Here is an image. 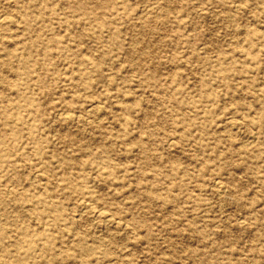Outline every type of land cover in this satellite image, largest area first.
I'll use <instances>...</instances> for the list:
<instances>
[{
	"label": "rangeland",
	"instance_id": "rangeland-1",
	"mask_svg": "<svg viewBox=\"0 0 264 264\" xmlns=\"http://www.w3.org/2000/svg\"><path fill=\"white\" fill-rule=\"evenodd\" d=\"M0 15V264H264V0Z\"/></svg>",
	"mask_w": 264,
	"mask_h": 264
},
{
	"label": "bare ground",
	"instance_id": "bare-ground-1",
	"mask_svg": "<svg viewBox=\"0 0 264 264\" xmlns=\"http://www.w3.org/2000/svg\"><path fill=\"white\" fill-rule=\"evenodd\" d=\"M144 4V3H143ZM158 4V3H157ZM239 4V3H238ZM155 6V5H154ZM156 7H157V5H156ZM240 7V6H239ZM144 8H146V7H144ZM153 8L151 9V10H147V12H146V16H148L149 17V15H151L152 13H153ZM235 10V9H234ZM141 11H143V10H141ZM204 11V10H203ZM158 13H159V11H158ZM166 13V12H165ZM156 14V13H155ZM140 15H142V13L140 14ZM140 15H137V16H140ZM152 16V15H151ZM155 16H157V15H155ZM146 19V18H145ZM144 22V21H143ZM0 24H2V25H10V24H12V21H11V17L9 16V17H7L6 15H0ZM248 28V27H247ZM156 31V30H155ZM151 36V35H150ZM235 39V38H234ZM242 40V39H241ZM236 41V40H235ZM147 44V43H146ZM204 45V44H203ZM134 46V45H133ZM207 46V45H206ZM200 50V49H199ZM201 50H202V48H201ZM136 61V60H135ZM96 105H98V104H96ZM94 106V107H88L89 109H88V111H87V113H89V114H93L95 111L96 112H99L98 110L100 109V105L99 106ZM67 112H69V111H67ZM58 115H59V113H58ZM73 115V114H72ZM72 115H70L69 113H60V115H59V118L63 121V122H68V121H72L73 119H75L76 121H78V122H83V121H81V120H79V117L78 116H72ZM79 116H81V115H79ZM53 119H55V118H53ZM231 120H233V119H231ZM236 121V120H235ZM88 122V121H87ZM231 122V121H230ZM224 124V123H223ZM230 127H233V125L231 124L230 125ZM236 127V126H235ZM229 128V127H228ZM227 128V129H228ZM235 130V129H234ZM255 134V133H254ZM254 136V135H253ZM248 138H250V137H248ZM253 141V140H252ZM254 143V142H253ZM172 145V143H170V146ZM170 146H168V147H170ZM244 147V146H243ZM246 147V146H245ZM35 175H38V174H35ZM40 175V174H39ZM221 182V181H220ZM219 185V186H218ZM214 187H216V188H218V187H220V184H215L214 185ZM20 192V191H19ZM18 192V193H19ZM78 204H79V207L81 208V210L83 211V212H88V213H92V214H94V216L95 217H97V218H100V219H103V221H105V223L107 222L108 224L109 223H111V220L110 219H108V217L106 216V214H105V212H103V211H101V210H98V209H96V208H94L90 203H88L87 201H84V199H81L80 198V200H78ZM108 213V212H107ZM111 217V216H110ZM116 222V221H115ZM244 223V222H243ZM239 224V223H238ZM112 227V226H111ZM108 264V263H107Z\"/></svg>",
	"mask_w": 264,
	"mask_h": 264
}]
</instances>
